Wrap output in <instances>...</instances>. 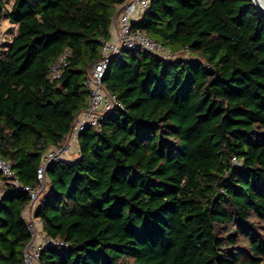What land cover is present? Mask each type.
<instances>
[{
  "label": "trees",
  "instance_id": "16d2710c",
  "mask_svg": "<svg viewBox=\"0 0 264 264\" xmlns=\"http://www.w3.org/2000/svg\"><path fill=\"white\" fill-rule=\"evenodd\" d=\"M120 3L0 0V158L20 183L0 172V264H23L24 187L40 186L46 153L86 109ZM133 28L177 57L110 62L103 86L123 109L46 170L34 216L60 244L39 263L264 264V13L251 0H152Z\"/></svg>",
  "mask_w": 264,
  "mask_h": 264
},
{
  "label": "built area",
  "instance_id": "2783aa9c",
  "mask_svg": "<svg viewBox=\"0 0 264 264\" xmlns=\"http://www.w3.org/2000/svg\"><path fill=\"white\" fill-rule=\"evenodd\" d=\"M152 0H121L111 24V37L102 42L101 59L91 68L85 81V86L90 91L86 109L81 111L72 124L68 134L64 136L63 143L50 149L39 167L38 188L24 187L28 193L30 202L24 212L26 227L31 235L30 242L24 252L23 264H40L42 250L47 246H57L60 243L46 236L41 229V224L34 216L39 196L45 185V172L53 164L79 152V134L87 128L98 129L106 114L117 108L123 109V105L116 95L110 94L103 86V78L113 59H122L124 51L144 50L165 59L177 57L169 49L155 42L146 34L133 28V22L137 21L150 7ZM2 33L0 35V42ZM69 52L66 51L52 66L51 80H58L67 66ZM236 162V161H235ZM0 172L5 180L15 186H19V180L13 170L12 162L0 158Z\"/></svg>",
  "mask_w": 264,
  "mask_h": 264
},
{
  "label": "rangeland",
  "instance_id": "374dc122",
  "mask_svg": "<svg viewBox=\"0 0 264 264\" xmlns=\"http://www.w3.org/2000/svg\"><path fill=\"white\" fill-rule=\"evenodd\" d=\"M14 0H7V5L8 7L10 8L11 5H12V2ZM8 28V22H6L5 18L3 16L0 17V35H1V32H2V28ZM187 58H191L188 54L186 55Z\"/></svg>",
  "mask_w": 264,
  "mask_h": 264
},
{
  "label": "water",
  "instance_id": "95a60500",
  "mask_svg": "<svg viewBox=\"0 0 264 264\" xmlns=\"http://www.w3.org/2000/svg\"><path fill=\"white\" fill-rule=\"evenodd\" d=\"M260 12L264 13V1L263 0H251ZM129 52V51H124V53Z\"/></svg>",
  "mask_w": 264,
  "mask_h": 264
},
{
  "label": "crops",
  "instance_id": "0c3cea01",
  "mask_svg": "<svg viewBox=\"0 0 264 264\" xmlns=\"http://www.w3.org/2000/svg\"><path fill=\"white\" fill-rule=\"evenodd\" d=\"M12 4H13V2H12ZM11 7H12V5H11ZM11 7H10V8H11ZM7 8L9 9L8 5H7ZM5 20H6V22H7V19H5ZM5 29H6L5 27L2 28V32H1V33H3V31H4ZM77 155H78V154H74L73 156L69 157L68 160H73V159H75Z\"/></svg>",
  "mask_w": 264,
  "mask_h": 264
},
{
  "label": "bare ground",
  "instance_id": "6f19581e",
  "mask_svg": "<svg viewBox=\"0 0 264 264\" xmlns=\"http://www.w3.org/2000/svg\"><path fill=\"white\" fill-rule=\"evenodd\" d=\"M264 1V0H263Z\"/></svg>",
  "mask_w": 264,
  "mask_h": 264
}]
</instances>
